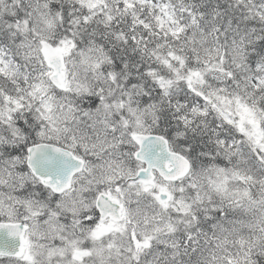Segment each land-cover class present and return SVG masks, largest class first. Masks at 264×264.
I'll return each mask as SVG.
<instances>
[{
    "label": "clouds",
    "instance_id": "1",
    "mask_svg": "<svg viewBox=\"0 0 264 264\" xmlns=\"http://www.w3.org/2000/svg\"><path fill=\"white\" fill-rule=\"evenodd\" d=\"M0 264H264V0H0Z\"/></svg>",
    "mask_w": 264,
    "mask_h": 264
},
{
    "label": "snow or ice",
    "instance_id": "2",
    "mask_svg": "<svg viewBox=\"0 0 264 264\" xmlns=\"http://www.w3.org/2000/svg\"><path fill=\"white\" fill-rule=\"evenodd\" d=\"M52 163L55 164V161H53Z\"/></svg>",
    "mask_w": 264,
    "mask_h": 264
}]
</instances>
